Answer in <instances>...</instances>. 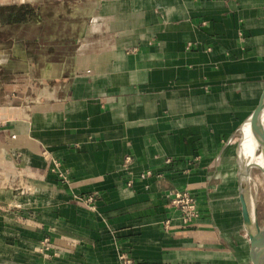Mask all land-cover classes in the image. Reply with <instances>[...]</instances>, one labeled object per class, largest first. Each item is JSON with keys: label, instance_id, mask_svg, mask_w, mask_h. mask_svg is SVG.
Listing matches in <instances>:
<instances>
[{"label": "crops", "instance_id": "0c3cea01", "mask_svg": "<svg viewBox=\"0 0 264 264\" xmlns=\"http://www.w3.org/2000/svg\"><path fill=\"white\" fill-rule=\"evenodd\" d=\"M0 13V264H251L234 141L264 89V0Z\"/></svg>", "mask_w": 264, "mask_h": 264}, {"label": "water", "instance_id": "95a60500", "mask_svg": "<svg viewBox=\"0 0 264 264\" xmlns=\"http://www.w3.org/2000/svg\"><path fill=\"white\" fill-rule=\"evenodd\" d=\"M264 109V89L259 97L257 105L248 117L252 135L260 147L263 155V165L259 166L255 162L249 164L241 163L239 159L238 171V191L241 203V212L244 222V228L249 238V258L251 264H264V220L259 221L256 211L251 207L249 198V178L254 168H258L264 174V126L261 114Z\"/></svg>", "mask_w": 264, "mask_h": 264}, {"label": "rangeland", "instance_id": "374dc122", "mask_svg": "<svg viewBox=\"0 0 264 264\" xmlns=\"http://www.w3.org/2000/svg\"><path fill=\"white\" fill-rule=\"evenodd\" d=\"M4 21H5V16L2 17V13H0V23ZM5 30H6V26H3L0 24V38H2L3 32H5ZM10 81L14 83L10 87L16 89L17 88L16 79L14 78V80H10ZM1 82L2 80H1V75H0V97L2 96V83ZM4 87H7V86L4 85ZM263 126H264V121H263ZM240 139H241V131L239 129V131L237 132L235 141H234L235 144L238 145V147H239ZM256 152L261 154L260 147H257ZM238 159H241V161L243 160L242 157ZM249 198L251 201V207L254 208V210L257 213L259 221L262 222L264 220V175H263V172L259 170L258 168H254L250 173Z\"/></svg>", "mask_w": 264, "mask_h": 264}, {"label": "built area", "instance_id": "2783aa9c", "mask_svg": "<svg viewBox=\"0 0 264 264\" xmlns=\"http://www.w3.org/2000/svg\"><path fill=\"white\" fill-rule=\"evenodd\" d=\"M87 200H90V198ZM170 206L177 214L180 221L185 225L192 224L198 218V203L195 197L189 191H174L170 199ZM122 264H134V262L130 258L125 257Z\"/></svg>", "mask_w": 264, "mask_h": 264}, {"label": "bare ground", "instance_id": "6f19581e", "mask_svg": "<svg viewBox=\"0 0 264 264\" xmlns=\"http://www.w3.org/2000/svg\"><path fill=\"white\" fill-rule=\"evenodd\" d=\"M261 119L264 121V109L261 114ZM241 139L238 147L239 158L242 157L241 161L243 164H249L251 161L255 162L259 166L263 165V155L256 152L257 143L252 135L250 122L246 120L240 128ZM264 175V174H263Z\"/></svg>", "mask_w": 264, "mask_h": 264}]
</instances>
